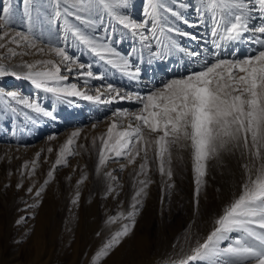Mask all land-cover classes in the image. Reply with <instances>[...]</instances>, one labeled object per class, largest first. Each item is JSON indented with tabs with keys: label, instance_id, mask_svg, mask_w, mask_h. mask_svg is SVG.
<instances>
[{
	"label": "rangeland",
	"instance_id": "rangeland-1",
	"mask_svg": "<svg viewBox=\"0 0 264 264\" xmlns=\"http://www.w3.org/2000/svg\"><path fill=\"white\" fill-rule=\"evenodd\" d=\"M180 3L190 6L182 9ZM12 4L13 23L8 27L0 25V35L4 32L10 34L0 40V44L6 45L0 48V66L23 74L27 69L20 66L22 63L58 60L49 52V47L62 46L66 47L70 56L77 57L85 64V71L91 65L94 76H103V79L77 78L78 68L71 73L62 69L61 75L68 76L63 84L75 83L79 89L93 96L99 89L103 101L111 99L106 92L109 84L120 90L121 95L133 97L132 100L117 99L112 103L76 97L61 101L52 94L36 89L29 80L11 75L0 77V264H91L94 253L120 227L121 222L107 224L108 218L119 213L126 214L130 210L133 196L140 187L136 173L143 156L141 153L134 164H129L123 157L109 158L98 172L100 138L116 119L114 113L118 110L129 113L139 110L141 104L134 99L135 94L146 95L169 79L200 70L202 61L211 59L216 51L212 44V22L207 15L203 21L198 15L196 9L201 6L202 0H167L168 6L181 12L184 17L183 21L170 17L174 26L189 35L172 34L186 51L173 50L164 59L152 57L147 49H141L137 38L117 25L112 46L122 55H129L134 48L138 50L136 55L129 56L133 69H140L139 78L134 80L123 75L119 69L105 65L83 47L66 45L62 31L58 30L59 25L50 27L43 16L37 18L35 11L34 35L39 36L43 26V43L39 46L44 48V52L12 57L8 48L17 52H34L23 44L17 48L15 44L8 43L16 32L28 31L20 0H12ZM144 4L145 0H131L128 11L137 22L145 18ZM191 24L199 26L195 29L190 27ZM253 24H259L258 17L254 18ZM200 30L205 33L204 42L195 47L189 40L198 38ZM98 34L104 35L99 30ZM251 35L250 32L246 33L241 41L224 45L219 50L221 58H244L255 54L258 46L248 41ZM186 52L193 55L189 56ZM142 81H147L144 82L146 86ZM9 92L37 101L45 110L53 111L56 119L43 117L16 104L7 95ZM12 108H16V111L13 112ZM123 123L126 125L128 120L124 119ZM74 131L80 133L70 146L75 154L67 156V165L56 167L53 178L41 196L37 197L36 191L48 179L47 173L52 169L60 148ZM171 160L173 176L169 180L166 175L161 176L155 153L149 151L147 179L151 183L146 189L147 195L139 198L142 204L137 205L139 212L133 235L107 258H102L99 264H168L189 251L195 239L202 240L209 233L221 209L240 191L244 176L242 164L246 161L239 154H224L220 160L207 162L198 196L191 149L173 147ZM121 165H124L123 169ZM107 173H111L115 179H109ZM85 176L84 182L78 184ZM139 179L145 177L140 176ZM109 185L114 189L111 194H107ZM30 187L32 192H28ZM77 192L79 201L74 205L72 200ZM22 217L23 221L17 223ZM189 232L192 240L186 242L185 237Z\"/></svg>",
	"mask_w": 264,
	"mask_h": 264
},
{
	"label": "snow or ice",
	"instance_id": "snow-or-ice-1",
	"mask_svg": "<svg viewBox=\"0 0 264 264\" xmlns=\"http://www.w3.org/2000/svg\"><path fill=\"white\" fill-rule=\"evenodd\" d=\"M20 3L28 31L16 32L8 43L15 44L17 48L23 44L34 52H17L8 48L12 57L44 52V48L39 46L43 43V26L40 35H34V11L37 18L43 16L44 22L50 27L59 25L58 30L62 31V39L66 45L83 47L99 61L113 69H119L130 79L135 80L140 76V69H133L129 59L138 50L134 48L129 55H122L112 46L117 25L137 38L141 49H147L154 58L164 59L173 50L186 51L178 45L172 34H189L181 32L170 19L172 17L176 21H183L184 17L181 12L169 7L167 0H145V18L141 22H137L128 11L131 0H20ZM189 6L186 3L179 5L182 9ZM196 10L201 21L207 15L212 22V44L216 51L212 53L211 59L205 58L200 70L169 79L146 95L135 94L134 99L141 104L139 110L131 113L118 110L114 113L116 119L100 138L98 172L109 158L123 157L129 164H134L141 153L143 156L136 173L140 187L133 196L130 210L126 214L119 213L108 218L107 224L121 222L120 227L94 253L91 264H99L102 258H107L133 235L135 218L139 212L137 205L142 204L139 198L147 195L146 189L151 183L147 179L148 153L154 151L159 173L171 180L173 147L191 149L197 196L209 160H220L224 154H239L246 163L242 164L244 176L239 193L221 209L209 233L202 240L195 239L189 251L170 260L168 264H264V0H202L201 6ZM12 13V0H0V25L10 26L13 23ZM256 17L259 19L258 25L253 24ZM98 30L104 35L98 34ZM249 32L252 35L248 37V41L258 46L254 50L255 54L244 58H221L219 50L224 45L241 41ZM9 36L8 32H4L0 35V40ZM4 47L5 44H0V48ZM49 52L58 60L22 63L20 66L27 69L23 74L0 66V77L11 75L29 80L36 89L52 94L61 101L67 97L106 103L117 99H133L132 96L121 95L120 90L111 84L106 86L107 94L111 95V99L107 101L101 99L99 89L93 96L79 89L75 83L63 84L68 76L61 75L62 69L71 73L78 68L77 78L103 79V76H94L90 70L91 65L85 71V64L77 57L70 56L66 47H49ZM142 54L140 50V55ZM186 54L193 55L192 52ZM7 95L18 105L43 117L56 119L53 111L45 110L37 101L20 98L16 92H9ZM11 110L15 112L16 108ZM124 119L128 120L126 125L123 123ZM79 135V131L72 132L60 148L52 169L47 173L48 179L36 191L37 197L41 196L45 186L53 178L56 167L67 165V156L75 154L70 146ZM48 151L51 152L52 149L49 148ZM123 167L121 165L122 169ZM106 175L109 179H115L111 173ZM140 176L145 179H139ZM86 178L82 177L77 183L82 184ZM113 191L109 185L107 194ZM28 192H32L31 187ZM78 201L79 192L72 204L75 205ZM23 219L22 217L17 223H21ZM191 240L189 232L185 241ZM181 251L183 252V248Z\"/></svg>",
	"mask_w": 264,
	"mask_h": 264
},
{
	"label": "bare ground",
	"instance_id": "bare-ground-1",
	"mask_svg": "<svg viewBox=\"0 0 264 264\" xmlns=\"http://www.w3.org/2000/svg\"><path fill=\"white\" fill-rule=\"evenodd\" d=\"M192 26V28H195L196 29V26L198 27L199 25H193L191 24L190 27ZM199 34V37L198 38H192L189 40V42L191 43V45L197 47L198 44L200 43H203L204 42V37H205V33H202L201 30L197 33ZM207 39V38H206ZM201 46V45H200ZM191 47V46H190ZM202 47V46H201ZM202 50V49H201ZM204 50V49H203ZM199 52V51H198ZM209 52V51H208ZM185 53V52H184ZM207 53V52H206ZM188 58V57H187ZM190 60V59H189ZM192 60V59H191ZM195 61V60H194ZM161 78V77H160ZM163 78V77H162ZM144 82H147V81H142V84H144ZM141 84V85H142ZM145 85V84H144ZM146 86V85H145ZM144 87V86H142ZM141 90H146V88H142Z\"/></svg>",
	"mask_w": 264,
	"mask_h": 264
}]
</instances>
